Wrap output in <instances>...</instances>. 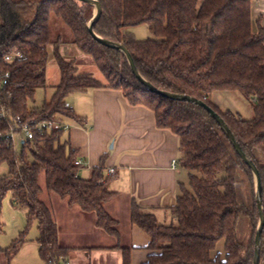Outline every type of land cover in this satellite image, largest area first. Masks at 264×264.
<instances>
[{
	"label": "trees",
	"instance_id": "obj_1",
	"mask_svg": "<svg viewBox=\"0 0 264 264\" xmlns=\"http://www.w3.org/2000/svg\"><path fill=\"white\" fill-rule=\"evenodd\" d=\"M252 1L101 0L103 13L95 30L123 43L140 73L156 87L203 100L222 116L260 171L264 203V26L253 28ZM93 10L80 0H0V163L9 165V172L0 177V233L3 202L10 192L13 203L26 209L29 224H38L44 264L69 260L72 248L60 243L58 224L40 198L43 172L46 189L67 198L71 206L94 212L98 228L119 236L118 222L105 206L114 195L107 186L105 165L95 167L89 178L82 177L68 130L37 133L21 142V152L7 136L17 117L23 122L81 121L67 97L107 87L122 91L133 105L150 108L157 127L179 137L178 163L188 171V183L180 184L172 207L174 222L159 223L154 213L136 202L132 205L133 223L150 236V253L142 264H253L260 214L252 169L204 107L150 91L123 53L96 40L87 27ZM55 18L70 35L54 31ZM139 25H146L152 35L136 38L130 28ZM66 44L90 55L105 80L80 72L75 60L61 53ZM14 49L24 56L5 61ZM50 54L61 78L51 99L35 106L31 102L36 89L47 87ZM6 72L10 77L3 85ZM215 91H238L254 116L221 109L211 98ZM221 240L224 258L213 256ZM23 241L19 238L9 248L0 245V255L10 259ZM131 252V247H123V264H132ZM259 264H264V228Z\"/></svg>",
	"mask_w": 264,
	"mask_h": 264
},
{
	"label": "crops",
	"instance_id": "obj_2",
	"mask_svg": "<svg viewBox=\"0 0 264 264\" xmlns=\"http://www.w3.org/2000/svg\"><path fill=\"white\" fill-rule=\"evenodd\" d=\"M252 19L255 31L259 25L264 26V0L252 1ZM143 26L147 28H130L138 39L148 37ZM80 52L75 45L61 47L67 57ZM211 98L223 110L254 116L252 106L238 91H215ZM67 100L81 118L67 120L71 124L67 137L82 160L80 175L89 178L95 167L105 165L104 172L110 177L107 186L114 192L105 206L118 222L119 236L98 228L93 216L89 217V226L86 213L67 201L56 213L52 204L44 200L42 187L40 198L58 224L59 241L72 248V264H123V247H131L132 264H142L150 253V236L133 223L132 205L136 202L154 213L159 223L175 221L172 207L180 194V184L188 180V171L179 163L173 166V160L181 156L179 137L169 129L158 128L155 113L144 105L131 104L120 90L89 88L71 93ZM110 168L115 169L114 174L109 173ZM62 213L68 218V232L62 230ZM220 254L213 252V256Z\"/></svg>",
	"mask_w": 264,
	"mask_h": 264
},
{
	"label": "rangeland",
	"instance_id": "obj_3",
	"mask_svg": "<svg viewBox=\"0 0 264 264\" xmlns=\"http://www.w3.org/2000/svg\"><path fill=\"white\" fill-rule=\"evenodd\" d=\"M54 31L56 33H62L64 35H70L68 27L60 20L55 18L53 21ZM145 27V26H143ZM146 28V27H145ZM148 37L151 36V32L148 28ZM69 45V44H66ZM72 44H70L71 46ZM73 46V45H72ZM64 51V50H63ZM64 57L68 60H75L76 65L79 68L80 72H86L91 74L97 79L105 80L103 73L100 71L93 58L90 55L80 52L79 55H70L64 53ZM61 78V71L58 65V62L53 54H50L48 63H47V87L37 88L34 93V101L31 102L32 105L42 106L46 100H50L54 94L55 86L59 83ZM246 118H249L246 115H243ZM16 149L18 152L22 150L21 140L16 141ZM9 172V165L6 162L0 163V177ZM188 183V180H187ZM40 184L44 187L45 193L43 194L44 200L52 204L56 213L61 212L62 206L66 205L68 202L67 198H62L53 191L47 190L45 188V175L42 172L40 175ZM50 195V196H48ZM51 197V198H50ZM52 199V200H51ZM64 199V200H63ZM67 201V202H66ZM59 212H58V211ZM83 211V210H81ZM86 213L87 224L90 226L89 217H95L94 212ZM88 215V216H87ZM91 215V216H89ZM62 219V230L68 232L69 224L68 218L64 217ZM92 219V218H91ZM2 222L4 224L3 232L0 233V245L3 248H9L15 240L23 239V243L20 245L18 251L10 259L7 258L4 254L0 255V264H44V260L41 258L39 253V242L37 238L40 235L37 222L29 224L26 209L20 205L13 203L12 194L9 192L3 202L2 210ZM85 222V224H86ZM23 234V236H22ZM221 253V257L224 258L226 255L225 248H223V241H219L215 253Z\"/></svg>",
	"mask_w": 264,
	"mask_h": 264
},
{
	"label": "water",
	"instance_id": "obj_4",
	"mask_svg": "<svg viewBox=\"0 0 264 264\" xmlns=\"http://www.w3.org/2000/svg\"><path fill=\"white\" fill-rule=\"evenodd\" d=\"M84 3H87L91 5L94 10H93V16L87 23L88 30L90 34L98 40L100 43L114 48L121 53L125 55V57L128 60V63L130 65L131 70L137 77V79L150 91L160 94L164 97L174 99V100H180V101H190V102H196L202 107H204L210 114L211 116L219 123L221 126L222 130L225 132L227 137L230 139V141L233 143L235 149L237 150L238 154L243 158V160L249 165V167L252 169L254 177H255V193H256V201H257V206L260 214V220L259 224L257 227L256 231V237H255V243H256V248H255V256H254V261L253 264H259L260 261V247H261V235L262 231L264 228V203H263V188H262V179L260 175V171L257 168L256 164L252 161V159L244 152L242 149V146L236 139L234 133L230 129V127L226 124L225 120L222 118V116L215 111L210 105H208L206 102L203 100H200L196 97H193L188 94H182V93H174L170 92L167 90L160 89L156 87L152 82L147 80L138 70L134 57L129 51V49L121 42L113 39H109L106 37L101 36L98 34L95 30V26L100 20L102 13H103V6L101 0H80Z\"/></svg>",
	"mask_w": 264,
	"mask_h": 264
},
{
	"label": "built area",
	"instance_id": "obj_5",
	"mask_svg": "<svg viewBox=\"0 0 264 264\" xmlns=\"http://www.w3.org/2000/svg\"><path fill=\"white\" fill-rule=\"evenodd\" d=\"M23 56L24 55L20 50L14 49L5 56V61L13 62L19 58H22ZM9 77H10V72H6L5 77L2 81L3 85L7 84V79ZM59 128H63L64 130H69L71 128V124L68 121H64V120L50 121V120L33 119L31 121L23 122L21 120V117H17L16 124L10 126V129L7 132V136L12 140L14 144H16L17 138L18 141L21 140V142L22 141L26 142L34 139L37 133H46L48 131H53ZM177 163L178 160L174 159L173 166H176ZM76 164L81 165L82 160L77 159ZM109 173L114 174L115 169L110 168ZM63 264H72V262L70 260H67Z\"/></svg>",
	"mask_w": 264,
	"mask_h": 264
}]
</instances>
